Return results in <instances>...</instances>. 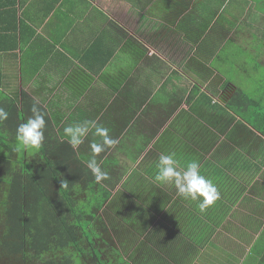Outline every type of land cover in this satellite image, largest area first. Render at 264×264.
I'll use <instances>...</instances> for the list:
<instances>
[{"label": "crops", "instance_id": "1", "mask_svg": "<svg viewBox=\"0 0 264 264\" xmlns=\"http://www.w3.org/2000/svg\"><path fill=\"white\" fill-rule=\"evenodd\" d=\"M263 72L264 0H0L7 123L26 122L36 105L46 120L42 145L67 144L63 128L83 120L109 129L118 143L97 156L111 174L100 183L112 191L104 209L114 212L112 201L130 215L144 213L135 228L145 246L137 261L127 254L133 264H222L210 258L211 245L246 263L264 234V135L227 103L240 89L264 111V78L255 94L233 80L243 74L250 78L243 85L255 86ZM4 127L0 135L16 132ZM94 139L90 133L75 150L85 164ZM162 153L199 160L216 185L220 198L200 212L221 221L208 242L195 239L198 201L145 177ZM137 178L146 182L133 194L124 185Z\"/></svg>", "mask_w": 264, "mask_h": 264}, {"label": "trees", "instance_id": "2", "mask_svg": "<svg viewBox=\"0 0 264 264\" xmlns=\"http://www.w3.org/2000/svg\"><path fill=\"white\" fill-rule=\"evenodd\" d=\"M227 107L264 135V111L256 99L237 89ZM257 116L261 119L256 120ZM8 125L0 124L4 128ZM8 133L12 135H0V248L6 256H19L26 263L34 260L36 264H77L79 258L85 264L89 258L97 264L137 261L138 245H145L135 226L144 225L143 212L130 215L111 201L114 212L108 213L104 205L112 191L95 182L66 141L52 139L49 144L45 139L36 153L16 152V132ZM144 171L149 174L145 177L154 180L156 165ZM145 182L137 178L133 187L124 186L136 194ZM197 203V215L192 217L194 234L204 243L211 240L221 221L203 217ZM102 209L103 214L99 212ZM128 226L134 229L130 231ZM131 251L130 259L127 254Z\"/></svg>", "mask_w": 264, "mask_h": 264}, {"label": "clouds", "instance_id": "3", "mask_svg": "<svg viewBox=\"0 0 264 264\" xmlns=\"http://www.w3.org/2000/svg\"><path fill=\"white\" fill-rule=\"evenodd\" d=\"M31 113L26 122L20 123L16 128L17 144L14 149L16 152L38 151L43 144L46 126L44 113L36 105L32 106ZM8 117L9 113L0 107V122L6 121ZM90 133L99 140L94 139L90 143L92 155L87 160L86 166L95 182L99 184L109 179V173L102 168L97 156L114 147L118 141L110 136L107 127L94 120H83L63 128V135L74 150L84 143ZM154 182L158 185H174L178 196L185 200L198 201L197 207L200 212H205L220 198L213 181L201 174L199 160L192 159L184 164L175 153L159 155ZM63 187L66 188L67 184L63 183Z\"/></svg>", "mask_w": 264, "mask_h": 264}, {"label": "rangeland", "instance_id": "4", "mask_svg": "<svg viewBox=\"0 0 264 264\" xmlns=\"http://www.w3.org/2000/svg\"><path fill=\"white\" fill-rule=\"evenodd\" d=\"M231 71L236 72L234 69H231ZM234 76H235V78H233V80H235V82L238 84L239 87L245 88L247 91L251 92L252 94H255V92H257L256 88L258 87V83H260V80H262L264 78V72L260 73L258 75V77H257V79L255 81V86H253L251 82H248V85L244 86L243 84H247L246 80L250 81V78L249 77L245 78V75H243V74L234 75ZM4 122H7V121H2V122H0V124H3ZM19 124L20 123L17 122V121H12L9 124V126H8V130L11 129V130H15L16 131V128H17V126ZM7 135H12V134L11 133H7ZM15 141H16V137H14L13 143ZM32 152L36 153L37 151L33 150ZM110 177H111V174H109V178ZM105 183L109 184V179L105 180ZM237 211L241 212V210L239 208H237ZM242 212H244V211H242ZM232 219H235L236 221H239V219H236V218H230V219H227V221H230ZM247 220H248L247 222L250 221V219H247ZM242 221H244V219H242ZM0 229H2L1 222H0ZM213 247L214 246L211 245V249H209L210 258H211L213 253L215 255H219V257L222 258V264H223V259H225V261H227L229 263H233V264H237V262L240 259L238 256H236V254L234 252L228 251V249L226 247L222 246V245L219 246L218 248H215V247L213 248ZM263 247H264V234H263V237L261 238V240H259L255 244L253 249L250 250L246 254L247 261H246L245 264H249V261L253 260V259H257V260L258 259H262L264 261V250L261 249ZM259 248L261 250H263V251H260ZM216 250H218L219 252H217ZM201 257H202V255L199 256V258H201ZM32 261H28L26 263L25 260H22L19 256H17L16 258L13 257V256L8 257L1 251V248H0V264H36L34 260H32ZM77 264H85V263H83L82 259L79 258L78 261H77ZM87 264H97V262L94 259L89 258Z\"/></svg>", "mask_w": 264, "mask_h": 264}]
</instances>
